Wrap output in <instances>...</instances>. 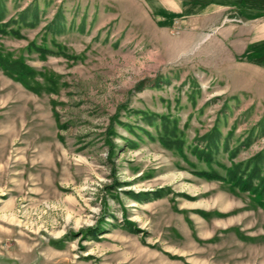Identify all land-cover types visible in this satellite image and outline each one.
Instances as JSON below:
<instances>
[{
  "label": "rangeland",
  "instance_id": "obj_1",
  "mask_svg": "<svg viewBox=\"0 0 264 264\" xmlns=\"http://www.w3.org/2000/svg\"><path fill=\"white\" fill-rule=\"evenodd\" d=\"M180 1L0 0V264H264V0Z\"/></svg>",
  "mask_w": 264,
  "mask_h": 264
},
{
  "label": "crops",
  "instance_id": "obj_2",
  "mask_svg": "<svg viewBox=\"0 0 264 264\" xmlns=\"http://www.w3.org/2000/svg\"><path fill=\"white\" fill-rule=\"evenodd\" d=\"M259 1L260 0H235L236 2L235 6L229 7L228 0H207L203 8V11L206 10V12H209V13L220 12L222 14H228L229 12H231L230 10L236 8L235 13H237V15L240 17V16H244V14H247V12L254 13L256 8H258ZM189 3L191 5L197 4L195 0L189 1ZM179 4H182L180 0H178L177 2V5ZM222 14H221L220 20H222ZM226 16H229V15H226Z\"/></svg>",
  "mask_w": 264,
  "mask_h": 264
}]
</instances>
